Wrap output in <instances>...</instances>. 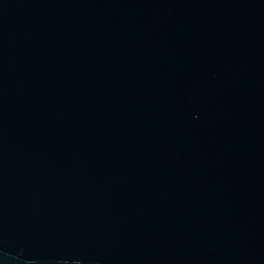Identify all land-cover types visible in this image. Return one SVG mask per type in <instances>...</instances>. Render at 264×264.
I'll list each match as a JSON object with an SVG mask.
<instances>
[{"label":"water","instance_id":"1","mask_svg":"<svg viewBox=\"0 0 264 264\" xmlns=\"http://www.w3.org/2000/svg\"><path fill=\"white\" fill-rule=\"evenodd\" d=\"M0 264H264V0H0Z\"/></svg>","mask_w":264,"mask_h":264}]
</instances>
